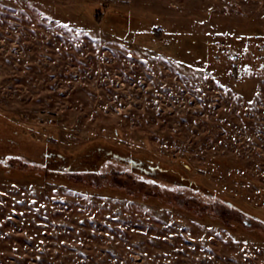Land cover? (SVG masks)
<instances>
[{"label":"rangeland","instance_id":"rangeland-1","mask_svg":"<svg viewBox=\"0 0 264 264\" xmlns=\"http://www.w3.org/2000/svg\"><path fill=\"white\" fill-rule=\"evenodd\" d=\"M254 30L264 0H0V162L85 165L0 170V264H264Z\"/></svg>","mask_w":264,"mask_h":264},{"label":"trees","instance_id":"trees-1","mask_svg":"<svg viewBox=\"0 0 264 264\" xmlns=\"http://www.w3.org/2000/svg\"><path fill=\"white\" fill-rule=\"evenodd\" d=\"M92 19H94L93 21L96 22V24L98 26H100L101 28H103V26H111V27H118V28L123 27L126 30H129V31H131V32H133L135 34H136V32H135L136 29H138L137 26H136V28H134L133 25H130L129 27H126L123 24H121L120 22H111V21H108V20H99V19H96L94 16H93ZM142 33L146 34L144 31ZM4 119H7V118L0 119L1 125L3 124V122L6 123L5 121H3ZM20 127H21L19 129L20 132H23V130L27 131L26 127H24L23 124ZM21 135L22 134H20V136L18 135V137L20 138ZM22 147H23V144H22V142L20 140H18V138L16 140H12V139H8V138L0 136V157L4 156V155H13L15 152H18V153L22 154V152L24 150ZM61 154H62L61 152H57V154L55 156L58 155V159H59V158H61L60 157ZM90 154L91 155L89 156V159H91V160H89V162H87V163H91V164H93L95 166L96 165L98 166V163L101 160L103 161V159L105 158V153L103 151H101V150L99 151V153L98 152L96 153L95 151H91ZM58 159H54V156L51 157L49 154H44L43 153L41 155V159L37 160L36 163L45 165L46 166V170H47L46 172H44L42 170H39V171L28 170L27 171V170L16 169V168H12L11 165L4 164L2 162H0V170L3 171L5 174H8V175L12 174L13 171H18V172H23V173L31 172V173H34L35 176L43 177L45 179L48 175H52V177L54 175L55 177L63 178L67 172H75L78 169H80L81 167L85 166L84 163L76 165V164H74L72 162H68L67 160L61 161V160H58ZM155 162L156 161L154 159L141 157L140 159H137V165H134V167L136 169H138V170L140 169L143 172L153 174L154 168L158 167V166H156ZM100 163H102V162H100ZM93 165H88V166H93ZM96 167H94V168L97 170L98 167L97 168ZM87 169H88V171L91 170L89 168H87ZM151 171H152V173H151ZM182 177L186 178L187 180H191L192 179L190 176H187L186 174L185 175L182 174ZM128 196L133 198L132 195H128ZM165 205H169V204L165 203ZM246 226L247 225H245V223H244L243 227L248 229ZM259 242L264 244V238L260 239Z\"/></svg>","mask_w":264,"mask_h":264},{"label":"flooded vegetation","instance_id":"flooded-vegetation-1","mask_svg":"<svg viewBox=\"0 0 264 264\" xmlns=\"http://www.w3.org/2000/svg\"><path fill=\"white\" fill-rule=\"evenodd\" d=\"M253 39L257 43H264V32L262 30H254Z\"/></svg>","mask_w":264,"mask_h":264},{"label":"water","instance_id":"water-1","mask_svg":"<svg viewBox=\"0 0 264 264\" xmlns=\"http://www.w3.org/2000/svg\"><path fill=\"white\" fill-rule=\"evenodd\" d=\"M157 29H159V27L157 26L156 27ZM167 28H168V30H172L173 29V26H172V24H171V21L170 20H167Z\"/></svg>","mask_w":264,"mask_h":264},{"label":"snow or ice","instance_id":"snow-or-ice-1","mask_svg":"<svg viewBox=\"0 0 264 264\" xmlns=\"http://www.w3.org/2000/svg\"><path fill=\"white\" fill-rule=\"evenodd\" d=\"M65 27H67V25H65Z\"/></svg>","mask_w":264,"mask_h":264}]
</instances>
